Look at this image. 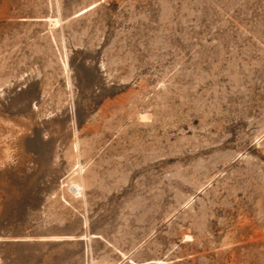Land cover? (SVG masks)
I'll use <instances>...</instances> for the list:
<instances>
[{"label":"rangeland","instance_id":"rangeland-1","mask_svg":"<svg viewBox=\"0 0 264 264\" xmlns=\"http://www.w3.org/2000/svg\"><path fill=\"white\" fill-rule=\"evenodd\" d=\"M0 264H264V0H0Z\"/></svg>","mask_w":264,"mask_h":264}]
</instances>
